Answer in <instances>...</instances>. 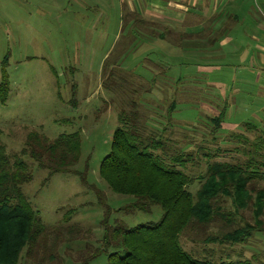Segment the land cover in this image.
<instances>
[{
  "label": "rangeland",
  "instance_id": "374dc122",
  "mask_svg": "<svg viewBox=\"0 0 264 264\" xmlns=\"http://www.w3.org/2000/svg\"><path fill=\"white\" fill-rule=\"evenodd\" d=\"M233 4L255 11L250 15L263 25L264 0ZM121 10L120 0H0V82L4 74L8 80L6 99L0 100V143L11 158L33 129L50 138L78 131L80 155L74 168L84 171L88 165L84 183L77 174H49L29 156H22L32 172L23 190L45 230L30 254L23 248L17 264H106L112 248L104 244V220L112 226L121 222L133 227L161 218L160 205L134 207L133 196L113 192L99 175L121 111L137 109L143 132L158 130L168 155L186 143L195 157L186 172L195 176L204 174L208 162L202 151L216 154L211 161L243 162L249 158L244 149L262 135L264 128L244 125H255L254 117H246L242 131L236 132L247 138V144L233 136L230 124L226 126L230 130L213 131L210 119L216 116L215 110L203 102L214 103L217 96L232 90L231 55L223 52L220 57L203 58L198 50L186 49L181 23L180 28L159 26L141 34L138 24V29L129 22L122 25ZM152 31L162 32L166 39L145 34ZM172 101L175 108L170 113ZM235 101L240 102L236 95ZM232 110L225 108L223 119L238 125L241 112ZM198 187V180L189 185L193 193ZM97 190L105 198L100 199ZM217 201L224 211L233 210L229 198ZM212 205L216 210V204ZM231 218L233 226L254 222L251 208L234 211ZM199 226L188 228L180 238L184 249L198 259H249L264 264V231L254 232L241 243L222 244L230 246L226 251H233L223 259L219 254L225 248L209 245L207 240L231 228L218 216ZM204 246L216 249L217 255H202ZM125 253L118 249L120 256Z\"/></svg>",
  "mask_w": 264,
  "mask_h": 264
},
{
  "label": "trees",
  "instance_id": "16d2710c",
  "mask_svg": "<svg viewBox=\"0 0 264 264\" xmlns=\"http://www.w3.org/2000/svg\"><path fill=\"white\" fill-rule=\"evenodd\" d=\"M121 19L122 25L129 22L135 26L134 29L140 20L136 12H130L129 16L127 11L123 12ZM211 45L209 42L208 46ZM7 92L8 80L4 74L0 82L1 101L6 99ZM169 108L171 113L174 104ZM223 116L220 111L210 119L213 131L218 132ZM139 120L140 114L135 108L119 113L120 125L112 133L109 152L100 161L99 175L113 192L133 196L132 206L147 209L150 204H158L163 214L156 222L133 227L121 222L112 226L104 220V244L112 248L106 264H255L249 259L200 260L184 249L180 238L188 228H200L199 225L208 223L217 212L227 214L247 208L252 209L253 223L233 227L230 217L231 229L220 238L211 236L209 240L243 242L254 232L264 231V130L250 142V148L244 149L249 158L243 162L211 161L216 154L202 151L201 146L200 151L208 162L204 174L195 176L186 172L187 164L192 165L195 161L186 143L168 155L164 152L165 140L158 137V130L144 133ZM244 125L262 129L250 122ZM233 136L248 142L243 134ZM24 155L29 156L39 168L47 169L49 174L73 173L87 183V163L84 171L74 168L80 155L78 131L50 138L33 129L26 134L24 145L11 158L0 143V264H17L23 248L26 246L30 254L45 230L23 190V185L32 179L30 166L22 158ZM197 180L199 187L193 193L189 185ZM96 193L100 199L105 198L99 190ZM217 198H229L233 210L224 211ZM120 248L126 251L122 256L118 254Z\"/></svg>",
  "mask_w": 264,
  "mask_h": 264
},
{
  "label": "crops",
  "instance_id": "0c3cea01",
  "mask_svg": "<svg viewBox=\"0 0 264 264\" xmlns=\"http://www.w3.org/2000/svg\"><path fill=\"white\" fill-rule=\"evenodd\" d=\"M233 1L235 0H120V3L121 15L126 11L137 13L140 19L137 26L143 28V30L141 28V34H144L148 27L159 29V26L177 25L176 28H180L178 26L181 23L180 31L186 37L184 38L186 49L198 50L203 58L220 57L223 52L231 55L233 58L232 66L234 67L232 90H227L224 94L221 93L222 95L215 98L214 103L209 101L203 103L204 106L210 108V111L214 109L216 115L220 111L225 114V108L228 112L233 111V108L240 111L241 117L238 125L222 119L219 128L223 131L230 130V127H226L230 124V132L236 133L242 131L240 127L246 122V117H254V120H257L256 124H260L259 127L264 128V76L262 75L264 74V23L262 25L261 22L263 21L259 18H252L250 14L255 13V11L245 7L244 4H237L235 7ZM238 1L236 0V2ZM244 15L250 16L251 19H243ZM144 24L148 25L144 26ZM161 33L152 31L150 36L156 35L160 38ZM145 34L147 35V33ZM197 34L199 35L197 36ZM244 36H247V39H243ZM162 39L165 40L166 37ZM213 40H215L214 43H212ZM209 42L212 44L211 46H208ZM217 42H220V46H215ZM201 45L202 48L199 49ZM235 95L238 96L240 102L235 101ZM241 95L242 98H240ZM231 103L235 105H231ZM171 104H174L175 108V101H172ZM233 215L234 212L216 213V216L224 220L229 227L228 218ZM225 232L227 230L221 232L220 235L222 236ZM221 236L216 237L220 238ZM207 243L216 247H223L225 251L230 247L228 245L224 247L222 244L226 242L219 243L218 240L208 239ZM237 243L227 242V244ZM225 251L219 256L222 255L223 259L225 254L231 257L233 251ZM201 252L202 255H217L216 249L208 246L201 247Z\"/></svg>",
  "mask_w": 264,
  "mask_h": 264
}]
</instances>
